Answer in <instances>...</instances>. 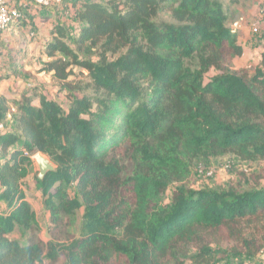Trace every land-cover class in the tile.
Masks as SVG:
<instances>
[{"label":"trees","instance_id":"trees-1","mask_svg":"<svg viewBox=\"0 0 264 264\" xmlns=\"http://www.w3.org/2000/svg\"><path fill=\"white\" fill-rule=\"evenodd\" d=\"M16 6L9 28L35 31L29 8L39 6ZM39 8L53 20L42 71L69 104L39 84L0 94V264H256L264 226L243 225L264 217V175L244 171L240 186L219 189L190 180L197 159L264 161V50L252 72L234 68L243 47L222 0ZM36 154L55 164L35 175L49 225L81 212L66 241L40 236L26 199ZM126 159L133 166L124 174ZM16 231L25 237H11Z\"/></svg>","mask_w":264,"mask_h":264},{"label":"rangeland","instance_id":"rangeland-1","mask_svg":"<svg viewBox=\"0 0 264 264\" xmlns=\"http://www.w3.org/2000/svg\"><path fill=\"white\" fill-rule=\"evenodd\" d=\"M222 2L228 13L227 25L237 30L239 43L243 47L242 56L234 60V68H245L252 72L260 59L261 52L264 50V40L251 32L250 25L253 21L262 22L264 20V0H222ZM234 22L237 24L234 25ZM38 26L39 30L34 32L33 36H29V31H15L9 27L4 28L2 31V35H0V53L3 52L7 60H0V94L11 99L12 96H18L19 92L24 89V83L39 84L43 92L66 107L69 102L63 92H58V83L52 79L50 74L42 71L45 61L42 49L49 38L47 36V26L39 25V23ZM9 29L10 31H8ZM3 44L5 46L2 50L1 46ZM80 72H82L80 68L74 67L73 77L75 79L82 78ZM82 74L85 75V71ZM16 82L19 84H15ZM124 165V174H126L130 172L133 163L130 159H126ZM241 172L250 176L251 174L264 175V161L250 162L242 160L231 153L214 158L197 159L191 166L190 180L194 189L204 187L219 189L229 185L238 187L242 181L240 179ZM37 173L35 166L34 171L24 180V189L26 199L37 215L41 229L40 236L44 239L54 238L59 241H66L76 236L80 222V211L74 217L63 215L57 226L51 227L49 225L48 214L42 203L41 192L35 184ZM262 182L264 183V178ZM69 193L72 197L76 196L73 187L70 188ZM170 197L171 191L167 190L161 195V200L166 203L169 202ZM262 226H264V217L258 222L243 225L245 230L250 229V233H253L256 229L263 231L260 228ZM22 234V232L16 231L11 237L21 240L25 237ZM62 263V260L51 263L45 259L37 264ZM219 264L227 263L220 262ZM228 264L239 263L235 260L230 261ZM256 264H264L263 251L259 253V260Z\"/></svg>","mask_w":264,"mask_h":264},{"label":"built area","instance_id":"built-area-1","mask_svg":"<svg viewBox=\"0 0 264 264\" xmlns=\"http://www.w3.org/2000/svg\"><path fill=\"white\" fill-rule=\"evenodd\" d=\"M34 4L39 7H46L50 5H63L65 0H31ZM20 17V11L18 10L16 4L10 3L9 0H0V31L4 28L9 27V23ZM250 30L252 33L259 36L264 40V20L262 22L253 21L250 25ZM34 31L29 32V36H33ZM19 84V83H18ZM24 88H30L32 84L24 83ZM10 116H8V119Z\"/></svg>","mask_w":264,"mask_h":264},{"label":"crops","instance_id":"crops-1","mask_svg":"<svg viewBox=\"0 0 264 264\" xmlns=\"http://www.w3.org/2000/svg\"><path fill=\"white\" fill-rule=\"evenodd\" d=\"M10 1V3H14V4H16V3H21V2H23V0H9ZM29 10H30V12H31V14H33V15H35L36 17L34 18V24H35V31L34 32H37L39 29H38V23H39V25H44V26H47V36H48V38H49V30L51 29V26L53 25V20H52V18L49 16L48 18H46V19H43V18H39L38 17V12H40V8L39 7H36V6H34V7H31V8H29ZM43 22V23H42ZM237 23L236 22H234V25H236ZM29 29V30H28ZM18 30H21V31H31L32 29H31V27H30V25L28 24V25H26L24 28H20V29H15V31H18ZM8 31H10V29L8 30ZM0 35H2V33L0 34ZM29 37V36H28ZM4 44H3V46H1L2 48V50H3V48H4ZM0 60L1 61H4V60H7V57L4 55V53L3 52H1L0 53ZM4 63V62H3ZM3 65V64H2ZM0 69H1V67H0ZM3 69V68H2ZM15 84H18V82H16ZM19 86V85H18ZM14 97H18V96H12L11 98H14Z\"/></svg>","mask_w":264,"mask_h":264},{"label":"water","instance_id":"water-1","mask_svg":"<svg viewBox=\"0 0 264 264\" xmlns=\"http://www.w3.org/2000/svg\"><path fill=\"white\" fill-rule=\"evenodd\" d=\"M34 162L37 173V179L41 180L48 172H53L55 170V164L45 155L36 154L34 157Z\"/></svg>","mask_w":264,"mask_h":264}]
</instances>
